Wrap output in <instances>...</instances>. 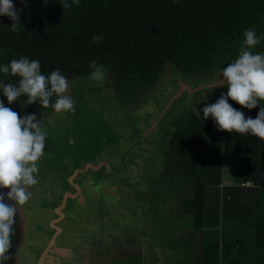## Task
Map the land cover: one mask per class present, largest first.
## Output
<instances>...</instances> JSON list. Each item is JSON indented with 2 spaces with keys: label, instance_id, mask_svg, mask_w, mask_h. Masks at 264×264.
I'll use <instances>...</instances> for the list:
<instances>
[{
  "label": "trees",
  "instance_id": "trees-1",
  "mask_svg": "<svg viewBox=\"0 0 264 264\" xmlns=\"http://www.w3.org/2000/svg\"><path fill=\"white\" fill-rule=\"evenodd\" d=\"M12 2L21 10V29L13 32V22L0 16V66L26 57L40 61L41 74L60 69L70 82L91 75L89 63L95 60L106 74L96 97L124 109L141 108L151 101L167 70L185 76L223 70L238 57L243 33L250 28L260 38L251 51L264 53V0H79L69 9L62 8V0ZM93 36L103 39L93 43ZM0 82L18 86L19 78L0 72ZM26 101L22 95L8 104L0 89V102L21 117L52 110L42 108L39 101L31 105ZM228 103L246 118H255L260 108L259 104L251 110L241 108L230 99ZM185 115L169 135L161 174L155 175L161 183L144 195L154 192L159 196L155 200L163 205L155 209L157 238L141 243L149 254L142 248L143 256L133 264H156L155 246L163 252L164 264H170L169 258L164 260L165 250L182 257L177 264H224L226 249L219 232L233 223L237 233H244L236 222L243 201L264 199V141L250 134L220 131L211 117L205 119L202 112L198 116L193 109ZM231 155L241 158L240 181L236 186H222V157ZM246 182L251 186H241ZM143 207L142 219L149 226L152 208ZM231 208H235L234 220ZM198 232L200 252L193 261ZM260 247L254 243L244 264H264ZM230 257L236 264V254Z\"/></svg>",
  "mask_w": 264,
  "mask_h": 264
},
{
  "label": "rangeland",
  "instance_id": "rangeland-1",
  "mask_svg": "<svg viewBox=\"0 0 264 264\" xmlns=\"http://www.w3.org/2000/svg\"><path fill=\"white\" fill-rule=\"evenodd\" d=\"M170 72L167 70V75L153 91L151 101L141 108L124 109L106 99L95 102L94 99H98L95 92L101 87L102 82L91 79L90 75L73 79L69 82L68 95L74 101L75 111L61 112L52 120L42 122L43 130L46 132V146L42 156L47 161L45 170L49 166L57 169L61 158L70 157L78 163L92 161L97 157H108L109 168L114 173L109 178L120 185L127 184L132 197L131 203L134 205V201H137L136 206L134 205L136 209L134 223L137 224L133 226L137 227L141 235L139 243H143L145 239L153 242V239L155 241L157 238L159 216H156L155 209L163 205H159L155 200L158 195L154 192L148 197L144 195L151 186H158L161 183L158 176L161 174L164 153L174 124L186 117V111L194 108L200 110L205 105L215 103L223 94V90L227 91L226 86L205 87L193 93L185 88L155 125L167 104L184 86L194 89L203 85H213L220 79L217 75L219 71L202 76H185L174 69L172 73ZM222 158L223 183L237 184L241 177V158L234 155ZM157 173L158 176H155ZM51 183L54 188L59 181L52 180ZM44 200L38 199L37 204ZM139 203L152 208L149 226L142 219L144 207ZM137 205L142 207L138 208ZM43 211L47 210H41L35 213V216L44 215ZM142 248L146 250V246L141 244L140 253ZM159 251L156 260L159 258V262H163V252ZM178 260H182V257L171 253L170 264H177Z\"/></svg>",
  "mask_w": 264,
  "mask_h": 264
},
{
  "label": "clouds",
  "instance_id": "clouds-1",
  "mask_svg": "<svg viewBox=\"0 0 264 264\" xmlns=\"http://www.w3.org/2000/svg\"><path fill=\"white\" fill-rule=\"evenodd\" d=\"M73 4L78 5L79 0H72L71 4L68 0L61 2L63 9H69ZM20 11L12 0H0V16L13 22L10 27L13 32L21 29ZM243 36L238 57L217 73L220 86L227 87L226 95L221 94L215 103L193 111L198 116L202 112L205 119L211 117L220 131L250 134L264 141V53L251 51L260 43L254 28L246 30ZM102 39V36H93L92 41L96 43ZM89 68L92 69L91 79L105 80L103 66L93 60ZM0 72L19 78L18 86L0 82L8 104L23 95L27 97L28 105L39 101L42 108L51 107L56 113L75 111L74 101L67 94L69 79L60 69L46 76L41 74L40 61L22 57L0 66ZM53 96L55 102L50 104ZM229 99L249 110L259 104V112L255 118H246L243 112L228 103ZM45 146L46 132L35 114L21 117L0 102V189L9 190L6 195L0 193V261L9 259L7 253L12 247L13 225L16 224L14 217L31 199L29 188L38 183V161L44 155Z\"/></svg>",
  "mask_w": 264,
  "mask_h": 264
},
{
  "label": "flooded vegetation",
  "instance_id": "flooded-vegetation-1",
  "mask_svg": "<svg viewBox=\"0 0 264 264\" xmlns=\"http://www.w3.org/2000/svg\"><path fill=\"white\" fill-rule=\"evenodd\" d=\"M59 114L52 109L36 119L49 121ZM89 161L61 158L57 169L45 170L47 161L41 157L31 199L14 217L5 264H133L140 257L141 235L133 226L137 201L131 203L127 184L109 178L114 173L108 157ZM52 180L59 181L54 188ZM40 198L45 200L37 204ZM41 210L47 211L35 216Z\"/></svg>",
  "mask_w": 264,
  "mask_h": 264
},
{
  "label": "crops",
  "instance_id": "crops-1",
  "mask_svg": "<svg viewBox=\"0 0 264 264\" xmlns=\"http://www.w3.org/2000/svg\"><path fill=\"white\" fill-rule=\"evenodd\" d=\"M236 185L237 184L225 185L222 179V186H236ZM241 186L250 187L251 185L249 182H246ZM243 204L244 206L242 207V211H240L242 213H236L237 215L236 222L239 221V225L244 227L243 231L245 232L237 233L234 229L235 225L233 223L228 224L227 227H225V229L222 230L223 232L221 231L219 232V235L222 239V243H224V249H226L225 257H224V261L226 264L234 263V262L231 263L232 259L230 255L232 254H236L237 256L236 257L237 260H235L236 264H238V261L240 262V264H244V262L248 263L249 257H247L246 252L249 250L252 251L254 243L256 245H259V247L261 246L260 249L262 252H264V199L261 202H258L256 200H251L249 203L247 201L245 202L243 201ZM229 211L231 215V220H234L235 208H231ZM248 230L249 232H251V237H248V232H247ZM199 235L200 232L194 235V248L192 254L193 261H196L197 255L200 252V247L198 243ZM183 236H184L183 233L179 234V237L181 239L183 238ZM154 251L155 252L153 257L156 258V254L158 252L156 246L154 247ZM141 255L143 256L142 253ZM170 256H171V252L169 250L166 252L164 260L167 262L168 258L170 259ZM154 261L156 262V264H158L159 258H157V260Z\"/></svg>",
  "mask_w": 264,
  "mask_h": 264
},
{
  "label": "water",
  "instance_id": "water-1",
  "mask_svg": "<svg viewBox=\"0 0 264 264\" xmlns=\"http://www.w3.org/2000/svg\"><path fill=\"white\" fill-rule=\"evenodd\" d=\"M219 80L214 83L213 85H203L194 89H189L188 87L184 86L179 92L176 93V95L171 99V101L167 104V106L165 107L164 111L160 114L159 118L157 119V121L155 122V125L157 124V122L159 121V119H161V117L163 116V114L166 112V110L168 109L169 105L172 103L173 100H175L177 97H179V95L181 94V92L186 88L189 92H195L196 90H200L202 88L205 87H210V86H219ZM151 129H153V127H151Z\"/></svg>",
  "mask_w": 264,
  "mask_h": 264
}]
</instances>
